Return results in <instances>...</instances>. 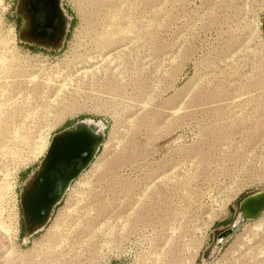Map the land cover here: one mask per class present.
<instances>
[{"label":"rangeland","instance_id":"obj_1","mask_svg":"<svg viewBox=\"0 0 264 264\" xmlns=\"http://www.w3.org/2000/svg\"><path fill=\"white\" fill-rule=\"evenodd\" d=\"M25 1L0 0V264H264V212L211 255L264 190V0H61L56 46L19 35ZM79 121L103 144L24 233V192Z\"/></svg>","mask_w":264,"mask_h":264},{"label":"water","instance_id":"obj_2","mask_svg":"<svg viewBox=\"0 0 264 264\" xmlns=\"http://www.w3.org/2000/svg\"><path fill=\"white\" fill-rule=\"evenodd\" d=\"M26 4L32 13L33 30L39 38L60 42L65 37L69 18L61 7V0H26ZM103 141L102 128L83 121L53 136L41 168L21 200L24 218L33 231L45 225L71 183L92 163ZM263 212L264 190L244 197L238 204L236 219L217 235L211 255L240 225L256 219Z\"/></svg>","mask_w":264,"mask_h":264},{"label":"flooded vegetation","instance_id":"obj_3","mask_svg":"<svg viewBox=\"0 0 264 264\" xmlns=\"http://www.w3.org/2000/svg\"><path fill=\"white\" fill-rule=\"evenodd\" d=\"M25 7H26L25 15H26V20H27V25H26L25 29L22 30V32H19V35L22 37V39H24L25 43L27 41V42H29V44L41 43V44H46L48 46H56L58 44L57 41H52V40L43 39V38L38 37L37 33L33 30L32 19H31L32 13H31L30 7L26 4V1H25ZM31 184H32V182H31ZM31 184L26 188L24 193H26V191L28 189H30ZM24 223L26 224V228H25L26 232H24V233L30 232L31 228L29 227V223L25 219H24Z\"/></svg>","mask_w":264,"mask_h":264},{"label":"bare ground","instance_id":"obj_4","mask_svg":"<svg viewBox=\"0 0 264 264\" xmlns=\"http://www.w3.org/2000/svg\"><path fill=\"white\" fill-rule=\"evenodd\" d=\"M56 28H57V26L55 27V30H56ZM83 122H85V121H83ZM85 123H92V122H85ZM97 125H98V124H97ZM98 127L101 128L99 125H98ZM49 145H50V144H49ZM42 146H43V145H42ZM48 148H49V147H48ZM38 149H39V148H38ZM47 150H48V149H47ZM262 191H263V190H262ZM261 214H262V213H261ZM261 214H260V215H261ZM257 218H259V217H257ZM257 218H256V219H257ZM254 220H255V219H254ZM0 228H1V229H5V228L3 227V224H0ZM6 229L8 230V228H6ZM2 231H3V230H2ZM5 231H6V230H5Z\"/></svg>","mask_w":264,"mask_h":264},{"label":"built area","instance_id":"obj_5","mask_svg":"<svg viewBox=\"0 0 264 264\" xmlns=\"http://www.w3.org/2000/svg\"><path fill=\"white\" fill-rule=\"evenodd\" d=\"M15 207H14V205H13V209H14Z\"/></svg>","mask_w":264,"mask_h":264}]
</instances>
